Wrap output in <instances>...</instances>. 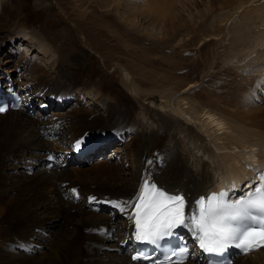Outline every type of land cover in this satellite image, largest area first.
<instances>
[{
    "label": "bare ground",
    "instance_id": "bare-ground-1",
    "mask_svg": "<svg viewBox=\"0 0 264 264\" xmlns=\"http://www.w3.org/2000/svg\"><path fill=\"white\" fill-rule=\"evenodd\" d=\"M131 1L71 0L67 6L69 8L70 5L72 13H67L66 19L75 16L80 24L90 27L88 32L96 31V36L103 40L110 34L112 37L116 35L115 31L111 29H115L114 27H118L120 23L123 24V28L125 26V33L127 30L131 33L138 32L142 21L154 24L153 21L144 17ZM209 1L211 6L216 7V10L221 7L223 11L229 10V14H226L224 20L221 19L223 21L220 22H224L225 27H221L222 29H218L219 31H214L212 34L215 38L219 37L221 43L226 41L231 45L226 56L222 58V62H231V65L238 69L245 66L246 63L264 59V32L261 31L264 28V0H258L255 3H252V0ZM249 4L251 5L249 6ZM244 6L246 7L243 9ZM47 9L50 10V8ZM42 13L38 14V19ZM212 14L214 15V13ZM16 18L13 11L6 8L1 9L0 43L10 38V33H6L3 29L9 27L11 23H16ZM104 20L105 23H103ZM61 30L65 33L63 27ZM161 32L162 34L159 33L161 37L166 35L165 31ZM14 38L22 39L16 44L22 46L24 44L28 55H36L39 61L36 70H42L46 64L50 68L57 66L58 76L55 78V83L44 82L40 85L44 88V95L53 96L68 93L70 98L72 97L71 92L75 91L80 95L86 93L89 100H94L93 97L96 93L88 92L84 82L88 78L86 74L95 71V68L90 66L92 64L90 57L81 53L79 48H74L71 40L69 42L67 39L68 45L65 43L67 48L65 47L64 50L67 53L64 54L65 59H63L55 58L42 42L28 37V33L24 31H18ZM124 42L116 41L113 46L108 45L109 50L115 48L121 52L131 51L129 47L132 46ZM29 50L30 52H28ZM142 60L143 64H140V60H135L136 63L129 62L136 68H132L131 65L125 66L126 69L120 68L122 85L130 90L132 96L139 98L143 93L142 99L157 109H147L148 113L140 119L142 123L140 135H134V139L130 138L122 148L129 150L127 160L132 165V174H121V166L126 162L97 164L90 175L84 174L85 169L81 170L82 166L75 168L70 164L69 168H64V164L70 162L62 149V141L56 136L66 131V125L59 126L58 123L52 122L50 126L48 124L37 127L38 123L35 124L32 121L33 118L35 119V113L31 117L32 119L27 116L35 112L34 108L37 106V101L30 99L31 96H28L30 101L25 98L30 91L22 86L26 93H21L20 89H15L17 85L14 83L8 85L4 90L0 84L1 95L6 93L3 91L13 92L18 98L19 104L15 111H5L3 115H0V242L11 244L12 242L6 239L17 238L18 241L34 239L38 234L32 232V226L40 230L51 218L65 215L70 226L66 227L64 233L61 235L58 233V237L50 240L48 245L50 253L47 252L48 255L35 264H140L130 260L133 248L129 237V234H132L130 217L122 213L123 220L115 225L110 216L85 210L84 208L88 204L96 207L104 205L108 209L121 213L113 207V202L131 200L143 180L154 181L160 189L169 193H183L187 200L191 199L192 201L201 195H206L207 192L218 189L228 190L230 197L237 198L243 195L247 189L255 188L252 187L253 182H248V178L259 181L260 186L264 185L262 183L264 174L260 173L262 170L254 172L253 167L249 169V166L257 165L264 160V120L256 126L259 118L252 110L244 109V103L240 100L241 95L238 92L240 88L237 93L223 100H220L216 94H210L211 92L204 93L202 101L200 94L194 97L186 94L187 91L191 92V89L196 87L195 83L191 82L183 86L184 83L175 77L170 78L165 74L152 73L154 59L142 58ZM163 63L161 61L160 64L163 65ZM69 64L74 68L66 69ZM127 68H131V72ZM74 72L78 75L76 76ZM135 75L139 77L138 82L141 87L145 88L142 92L135 91ZM81 78L84 79V82L80 81ZM183 89L186 90L182 91ZM26 90L29 92L27 93ZM97 94L102 97L97 104L102 108L103 114L93 111L81 116V112H77L72 117L73 119L71 118L72 120L67 122L72 125L70 130L74 131L71 142H79L80 147L76 149L84 153L86 152L85 146L91 144L90 141L94 142V145H99L105 138L99 136L91 140L94 137L92 135L84 140V135L95 130L97 134L112 131L109 132L114 134L110 136L111 138L118 137L119 140L123 137L127 138L126 133H131L129 125H134L135 117L144 112L137 106L138 110L135 109L129 103L130 100L126 95L124 97L120 93L114 92V97L104 98L101 94ZM244 96L247 98L246 93ZM45 103L47 102L45 101ZM149 105L148 107H150ZM32 106L34 108L27 115L11 113H26ZM161 110L167 111L166 115ZM169 115H171L169 118H163ZM156 117L158 123L153 121ZM170 118L171 120H169ZM193 128L196 130V134L191 135L194 132ZM182 137L187 138V141H183ZM167 146L171 150H168ZM14 156L28 157V164L33 163L32 159L34 158L41 160L46 158V165L43 164L41 167L31 170L28 175H25L24 172L15 174L9 172V168L12 166L11 158ZM49 156L54 158L53 161L47 160ZM55 157H57V162ZM62 158L65 161H61ZM14 161L21 165L19 168L28 167L22 160ZM54 162L57 163L56 166L53 165ZM189 167L190 169H188ZM244 182H247V187L243 189ZM60 193L64 201L61 199ZM90 198L94 199L90 200ZM71 202L78 204L68 205ZM114 228L119 230L116 244L120 245L122 251L120 254L119 250L116 254L108 253L101 258L102 255L98 256L97 252L101 242L106 240L101 234L104 231L106 234L109 233L108 235H113ZM186 230L183 229V231ZM181 234L184 236L183 233ZM184 238L186 237L184 236ZM8 246L6 245V250ZM124 249L128 250V257L123 255ZM193 251L194 253L187 259L186 264H205V258L197 251V248H194ZM254 251L257 252L254 255H258L261 258V264H264V248ZM231 256L234 255L231 253ZM233 258L236 260L235 256ZM20 259L11 256L5 260L6 264H21ZM231 264L234 262L232 261Z\"/></svg>",
    "mask_w": 264,
    "mask_h": 264
},
{
    "label": "rangeland",
    "instance_id": "rangeland-1",
    "mask_svg": "<svg viewBox=\"0 0 264 264\" xmlns=\"http://www.w3.org/2000/svg\"><path fill=\"white\" fill-rule=\"evenodd\" d=\"M124 1L125 0H123V2ZM257 1L258 0H252L251 2L255 3ZM70 2L71 0H0V12L2 8H6L13 11V14L17 16L15 19L16 23H11L9 27L3 29L6 33H10L11 36L0 43V84L2 85V89L5 90L8 85L14 83L17 85L15 89H20L21 93H26L22 87L24 86L31 92L30 93L26 90L27 93H29L28 95L26 94L25 98L30 101L28 96H31L30 99L37 101V106L35 108L32 106L26 113H11H23L27 115V113L34 108L35 112L30 113L27 116L32 119L31 117H33V114L35 113V119L33 118L32 121L35 124L38 123L37 127L43 125L47 126L48 124V126H50L52 122H55L56 124L58 123L59 126L61 124L66 125V131H63L56 136L62 141V149L70 162L64 164V168H69L70 164L75 168L82 166L81 170L85 169L84 174L90 175V173L96 168L97 164H122L123 162H126L121 166V174H132V165L127 160L129 150L122 148L125 147L124 145L129 142L130 138L132 140L134 139V135H140V128L142 127L140 119L143 115L148 113L147 109L150 108V110H155L156 108L150 106L147 104L146 100L142 99V96L144 95L143 93H141L142 96L139 98L132 96L130 90L122 85L120 68L123 67L126 69L125 66H130L131 63L129 62L134 63L135 60H140V64H143L144 61L142 58L154 59L155 63L152 64L154 65V71L152 73L165 74L170 78L175 77L178 81L180 80L184 83L183 86L191 82L193 84L195 83L196 87L191 89V92L187 91L186 93L193 97L198 94L202 96L204 93L211 92L210 94H216L220 97V100H223L224 98L231 97L234 93H237L240 88L238 92L239 95H241L240 100L244 103V109L252 110L256 117L259 118L256 126L260 125L259 123L264 120V66H261L264 64V59L246 63L245 66L236 69L231 65V62H222V58L226 56L227 50L231 48L230 43L226 41L221 43L219 37L215 38L212 35L214 31L217 32L222 29L223 26L225 27V23L220 22L224 20L223 18L226 14H229V10L223 11L221 10L222 7L217 8L216 10L215 6L210 5L211 2L209 0H132L131 2L137 10H140V13L148 20L153 21L154 24L142 21L138 32L131 33L127 30L125 33V26L123 28V24L120 23L118 24V27L111 29L112 31H115L116 35L112 37L110 34L109 36L104 37L106 40H103V38L96 36V31H94V33H90V31L88 32L90 27L80 24L79 21L75 19V16L66 19L67 13H72L70 5L69 8L67 6ZM250 5L251 4H249V6ZM245 7L246 6H244L243 9ZM46 8H50V10H46ZM40 13H42V16L38 19V14ZM212 13H214V15ZM105 22L106 21L104 20L103 23ZM62 27L65 33L62 32ZM18 31H24L28 33V37L33 38L37 42H42L44 47L46 49L48 48L47 50L53 53L55 58L61 57L65 59L64 54L67 52L64 48H67V39L69 42L70 40L73 42L74 48H79V50L82 51L81 53L88 58L90 57V61H92L90 66L92 68L94 67L95 71H90L86 74V77L88 78L85 82L83 78H81L80 81L85 83L88 92L96 93H94V100H89L86 93L85 95H80L75 91L71 92L72 97L70 98L68 97V93H60L53 96L44 95V88L40 87V85L44 82L47 84L55 83V78L58 76V69H56L57 66H52L51 68H53V70L48 64H46L42 70H36L37 63L39 62L36 55H28L27 48L24 44L23 46L16 44L22 40L21 38L13 39ZM161 31H165L166 35L164 34V36L161 37V35H159V33L162 34ZM261 31L264 32V28ZM116 41H125L124 43L132 46L129 47L131 51L127 50L121 52L117 49L115 50V48L109 50V46H113ZM28 52H30V50ZM160 60L164 62V66L160 64ZM178 64L180 66H176ZM131 66L132 68H136L134 65ZM138 66L140 65L138 64ZM67 68L72 69L74 66L69 64L66 69ZM127 69H129L130 72L132 70L131 68ZM149 69H151V67H149ZM74 74L76 76L78 75L76 72H74ZM134 78L136 80L135 91H144L145 88L141 87L138 82L139 77L135 75ZM184 90L186 89H183L182 91ZM114 92H118L124 97L126 95L130 100L129 103L135 109H137V106L144 110L141 115L135 117V124L129 125L131 133H126L128 137H123L119 140L118 137H110L114 135L109 133L112 131H106L108 133L105 134H97V131L95 130L88 135H84V140L92 137V135H94V137H92L91 140L99 136H104L105 138L100 144L94 145V142L90 141L91 144H86L85 146V153L77 150V143L75 141L73 143L71 142L74 136V131L72 129V131L70 130L72 125L67 122L72 120V117L76 115L75 113L77 112H81V116L87 115V113L90 114L93 111H98L103 114L102 108L97 104L98 100L102 97H99L97 93L101 94L104 98H112L114 97ZM245 93L247 94V98L244 96ZM200 99L203 101L204 97L202 96ZM45 101L47 103H45ZM30 104L32 105V102ZM148 105L150 107H148ZM7 111L10 112L15 110L8 109ZM161 111L166 115L165 112L167 111ZM41 114L43 117H41ZM170 116L171 115L164 116L163 118H169ZM169 120H171V118ZM153 121L156 123L159 122L157 117L156 119H153ZM193 131L194 132L191 135L196 134L194 128ZM182 139L183 141H187V138L184 139L182 137ZM222 139H224V137H222ZM91 148H93V150L89 151ZM167 148L168 150H171L169 146H167ZM79 152L81 153L79 154ZM50 154L53 153L51 152ZM55 158L57 162V157ZM11 160L12 166H10L9 172L15 174H21L24 172L25 175L30 174L29 172H31V170H35L46 163V158L42 160L34 158L32 159L33 163L31 164H28V157L14 156ZM14 160H22L26 162L28 167L19 168L21 165L15 163ZM61 161H65V159L62 158ZM56 162H54L53 165L56 166ZM259 163L257 165L249 166V169L253 167L254 172L255 170L256 172L262 170L260 173L264 174V160ZM188 169H190V167ZM121 177L124 178L123 176ZM249 179L250 178H248V182H253L252 187H256L258 184L260 185L259 181L252 178ZM243 184L242 188L244 189L247 187V182H244ZM247 190L252 189L250 188ZM60 197L64 201L61 193ZM70 204L78 203H68V205ZM84 209L93 211L96 214H106L110 216L115 225L123 220L122 213L108 209L104 205L96 207L88 204ZM71 213L73 214V211H71ZM66 220L65 215L54 219L51 218L40 230H37V227L32 226V232L38 234L34 239L26 241H18L17 238L6 239L7 241H11V244L0 242V264H6V260L11 256L21 258V264L37 263V261L46 257L48 253H50L48 246L50 240L64 233L66 227L70 226ZM118 231V229L114 228L113 235H108L109 233L106 234L104 231L102 232L101 235L106 240L101 242V246H99V251L97 252L98 256L102 255L101 258H103V256L108 253L116 254L118 250L120 254V251H122L121 247L119 244H116V238L119 237L117 234ZM129 237L131 239V233L129 234ZM6 245H9L7 248L8 251L5 248ZM127 246H129V244H127ZM125 251L126 249L123 250V255L128 257V250ZM254 253L256 254L257 252L253 251L246 256L244 255V257L235 256L232 253L236 260L233 258L234 256H231L230 260L233 261L234 264H261V258H259L258 255H254Z\"/></svg>",
    "mask_w": 264,
    "mask_h": 264
},
{
    "label": "snow or ice",
    "instance_id": "snow-or-ice-1",
    "mask_svg": "<svg viewBox=\"0 0 264 264\" xmlns=\"http://www.w3.org/2000/svg\"><path fill=\"white\" fill-rule=\"evenodd\" d=\"M4 111L6 108L0 106V113ZM79 147L78 142L76 148ZM228 197L227 191H221L200 197L190 205L183 193H169L154 181L143 180L131 200L113 202V207L132 220L133 239L153 250L169 245L181 228L192 233L204 253L216 257L222 258L230 248L245 255L264 248V188L258 187L235 202ZM188 253L182 244L162 252V258L136 254L132 259L149 264H186Z\"/></svg>",
    "mask_w": 264,
    "mask_h": 264
}]
</instances>
